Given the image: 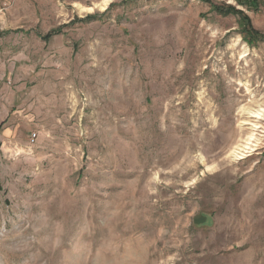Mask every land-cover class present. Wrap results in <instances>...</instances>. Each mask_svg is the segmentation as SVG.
Returning <instances> with one entry per match:
<instances>
[{"label":"rangeland","instance_id":"rangeland-1","mask_svg":"<svg viewBox=\"0 0 264 264\" xmlns=\"http://www.w3.org/2000/svg\"><path fill=\"white\" fill-rule=\"evenodd\" d=\"M0 264H264V0H0Z\"/></svg>","mask_w":264,"mask_h":264},{"label":"built area","instance_id":"built-area-1","mask_svg":"<svg viewBox=\"0 0 264 264\" xmlns=\"http://www.w3.org/2000/svg\"><path fill=\"white\" fill-rule=\"evenodd\" d=\"M32 136H34V134ZM31 140H33V137L31 138Z\"/></svg>","mask_w":264,"mask_h":264},{"label":"bare ground","instance_id":"bare-ground-1","mask_svg":"<svg viewBox=\"0 0 264 264\" xmlns=\"http://www.w3.org/2000/svg\"><path fill=\"white\" fill-rule=\"evenodd\" d=\"M105 1V3H106V1H108V0H104Z\"/></svg>","mask_w":264,"mask_h":264},{"label":"trees","instance_id":"trees-1","mask_svg":"<svg viewBox=\"0 0 264 264\" xmlns=\"http://www.w3.org/2000/svg\"><path fill=\"white\" fill-rule=\"evenodd\" d=\"M206 1V0H205Z\"/></svg>","mask_w":264,"mask_h":264}]
</instances>
